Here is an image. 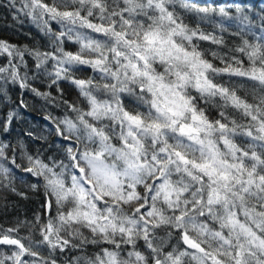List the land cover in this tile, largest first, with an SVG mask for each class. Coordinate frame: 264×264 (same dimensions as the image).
Segmentation results:
<instances>
[{
    "label": "snow or ice",
    "instance_id": "obj_1",
    "mask_svg": "<svg viewBox=\"0 0 264 264\" xmlns=\"http://www.w3.org/2000/svg\"><path fill=\"white\" fill-rule=\"evenodd\" d=\"M23 9L51 48L0 40V79L48 102L30 81L57 91L68 81L87 106L65 100L73 117H45L68 142L67 162L0 141L2 187L16 192L20 169L44 196L33 220L0 228V246H10L0 264H57L24 243L34 231L52 252L84 253L69 264H264V36L248 38L264 32V10L233 16L191 0H24ZM214 13L222 19L208 31ZM217 28L240 43L229 47ZM81 66L98 75L77 78ZM245 81L255 82L251 101L238 94ZM14 116L0 121L3 132Z\"/></svg>",
    "mask_w": 264,
    "mask_h": 264
},
{
    "label": "trees",
    "instance_id": "obj_2",
    "mask_svg": "<svg viewBox=\"0 0 264 264\" xmlns=\"http://www.w3.org/2000/svg\"><path fill=\"white\" fill-rule=\"evenodd\" d=\"M111 0H109V3ZM191 2L199 6H207L212 9H216L217 12L220 8L225 10H231L230 15H235L237 8L251 9L255 13L259 14L264 10V0H191ZM9 0H0V40H5L13 45L29 48H39L42 51L50 50V42L48 37L44 34L43 30L37 25L32 18L26 15V9H23L24 0H15V8L6 7ZM23 9V10H21ZM186 18H191L192 13L184 12L182 9H178ZM222 18L217 14H213V17L208 22L204 23V27L208 31H212L214 27V21L218 22ZM53 28L59 29L60 25L53 22ZM235 28V24L232 25V29ZM90 33V30H81ZM216 33L223 35L226 43L229 47H234L240 43L238 36L231 34V29L227 33H221L217 28ZM92 36L99 37V34L90 33ZM264 36V32H260L257 29H253L251 33H248V38ZM201 45L205 48L218 50V46L211 45L209 42H201ZM79 45L74 44L72 41H68L65 45L67 51H78ZM212 59L211 55L208 56ZM219 65V61H214ZM6 64V59L0 57V66ZM29 64L32 61L29 59ZM79 79H88L94 75L90 68L81 66V70L73 73ZM240 79V78H233ZM32 85L43 91H48L51 96L55 98L53 102L45 101L44 99L33 95L30 91L20 89L18 85L12 84L10 81L5 82L0 79V86L6 91V97L0 96V121H3L9 111H14L15 116L8 132H3L0 129V141L10 143L12 145H24V150L29 154H39L41 159L50 163V159L66 161V146L67 141H64L55 132V126L50 120L45 119L46 116H51L57 119H63L65 115L73 117L74 113L67 110V105L63 101H68L72 104H76L79 107L86 108L87 102L80 95L79 89L68 81H61V91H57L56 86L51 89L47 87V81L36 80L30 81ZM255 82L245 81L238 94L247 96L251 101L253 92L252 85ZM258 88V85H257ZM21 99L24 100L27 107L20 105ZM215 115V110H213ZM237 118L239 114L237 113ZM28 133H32L29 136ZM36 137H43L44 139H37ZM246 139V138H245ZM117 143V141H113ZM9 151L10 150H6ZM18 163H25L22 160ZM0 163H6L0 161ZM58 171V169H57ZM12 185L16 188V192H12L2 187L3 181L0 180V228L6 229L14 227L18 220L34 219L37 213L41 212V204L44 202L43 188L33 190L31 185L38 182V178L31 173L23 172L20 169H13L11 174ZM42 184V178L40 179ZM18 193H23L19 195ZM85 235H91L86 229L83 230ZM20 235L28 236V232L25 229L20 230ZM66 235V233H61ZM70 238V237H69ZM42 238L38 231H34L31 234L30 239L24 241L25 244L33 243L34 250L39 253V257L43 258H55L57 264H69V261L74 257H81L84 253L80 249H66L63 253L59 250L52 252L46 244H36ZM71 239V238H70ZM78 243L79 241H74ZM143 244L142 241L139 242ZM10 246H0V249L7 251ZM97 246L88 245L86 252L91 255ZM142 250V249H141ZM170 250V249H169ZM10 254V253H9ZM26 259H28L26 257ZM35 259V258H33Z\"/></svg>",
    "mask_w": 264,
    "mask_h": 264
}]
</instances>
